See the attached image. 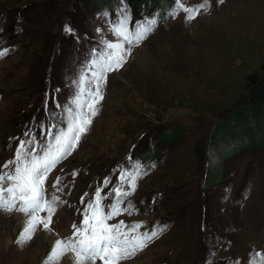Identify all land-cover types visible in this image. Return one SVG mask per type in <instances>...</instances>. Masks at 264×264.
I'll use <instances>...</instances> for the list:
<instances>
[{"label": "rangeland", "instance_id": "obj_1", "mask_svg": "<svg viewBox=\"0 0 264 264\" xmlns=\"http://www.w3.org/2000/svg\"><path fill=\"white\" fill-rule=\"evenodd\" d=\"M182 2L196 8L205 0ZM207 4L189 21L175 0H0V51L9 50L0 58V165L13 159L21 140L46 143L49 126L66 123L64 110L74 107L81 88L94 89L91 62L107 42L119 41L117 25L127 20L135 31L156 20L123 67L107 74L90 129L48 177L46 194L64 202L52 232L39 228L21 244L26 217L0 211V264H46L55 240L81 225L96 190L109 208L113 189H128L122 172L137 165L144 174L122 205L134 210L108 223L164 230L121 264H259L264 147L250 144L223 162L220 148L206 143L217 120L243 105L264 78V0ZM211 164L216 177L208 188Z\"/></svg>", "mask_w": 264, "mask_h": 264}, {"label": "snow or ice", "instance_id": "obj_2", "mask_svg": "<svg viewBox=\"0 0 264 264\" xmlns=\"http://www.w3.org/2000/svg\"><path fill=\"white\" fill-rule=\"evenodd\" d=\"M219 2L223 3L224 0ZM175 3L179 10L187 14L189 21L208 7L207 0L196 8L186 7L182 0H175ZM155 24L154 19L139 23L135 31L129 29L127 20L117 25L113 31L119 41L107 42V50L91 62V66L95 68L94 89L85 93L81 88L73 100L74 107H66L64 110L66 123L61 126L52 123L47 131L46 143H41L35 137L21 140L13 159L0 165V211L17 212L26 217L19 243L31 240L39 228L52 232L53 217L64 202L56 195L46 194L48 177L72 155L90 129L104 99L103 85L107 82V74L123 67L131 53V46L139 45L153 31ZM65 30L72 31L70 27ZM8 51H0V58L6 56ZM85 79L86 77L81 76V84ZM143 174L139 165L135 172H122L119 177L121 185L127 184L128 189L114 188L115 203L107 209L102 205V189L98 188L94 199L86 205L81 225H72V237L55 240L46 264H62L65 258L71 260L72 264H97V261L100 264H121L142 252L160 235L163 228L142 232V225L139 223L126 224L120 220L110 224L108 221L124 213L132 214L133 205H122L135 191L137 180ZM104 183L106 186L110 181L106 180ZM59 184L60 178L54 177L57 191L60 190ZM257 255L260 257L259 264H264V254ZM252 264H256V261Z\"/></svg>", "mask_w": 264, "mask_h": 264}, {"label": "trees", "instance_id": "obj_3", "mask_svg": "<svg viewBox=\"0 0 264 264\" xmlns=\"http://www.w3.org/2000/svg\"><path fill=\"white\" fill-rule=\"evenodd\" d=\"M169 132V130L165 131L167 135ZM250 144L259 148L264 147V78L256 81L251 96L245 100L243 105L217 120L210 132L209 142L206 143L208 147L220 148L223 162L229 156L246 150ZM205 147V144L199 147V157L202 163L205 162ZM208 161L211 160L208 159ZM214 166V164L208 166L205 177V186L208 188L214 186L216 177Z\"/></svg>", "mask_w": 264, "mask_h": 264}]
</instances>
